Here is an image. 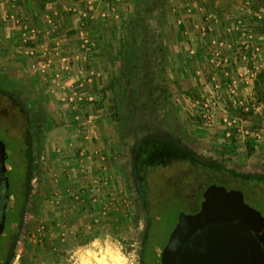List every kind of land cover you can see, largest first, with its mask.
Instances as JSON below:
<instances>
[{
  "label": "rangeland",
  "instance_id": "obj_1",
  "mask_svg": "<svg viewBox=\"0 0 264 264\" xmlns=\"http://www.w3.org/2000/svg\"><path fill=\"white\" fill-rule=\"evenodd\" d=\"M13 1L18 3L17 0ZM144 2L143 16L127 17L123 31L125 42H122L121 51L114 42H109V45L104 43L106 47L103 49L96 47L101 42L83 48L86 53L84 57H88L91 52V55L96 56L104 50L106 56L112 59L102 66L107 77L95 73L94 78L90 77L93 79L91 83L90 78L79 77L80 86L81 83L82 87L86 84L94 85L89 90L91 92L85 93L86 90L77 87V82L73 80L74 89L70 95H58L56 91L49 93L39 87L28 70L19 72L18 66L8 64V55H5L7 50L2 48V42H8L13 33L20 35L25 32L19 28L25 16L17 15L16 11L15 14L6 11V0H0V92L26 116L25 137L28 146L25 160L30 167L21 225L7 242L9 247L7 245L4 264H143L148 216L144 194L134 170L136 143L142 138L165 137L163 134L155 135L157 129L168 134L166 139H172L185 148L198 166L218 171V177L214 176L218 185L216 197L237 200L241 197V190H245L244 202L259 210L254 204L258 203L264 192V157H261L264 151L260 150L258 156L255 152L251 154L249 147L264 145V108L261 107L264 104L258 101V77L245 80L246 84L249 81L251 89L241 98L238 90L232 91L229 84L237 88L243 87V84L239 79H229L224 74L222 76L220 71L225 70L226 66L222 67V55H218L216 47L214 56L218 62L216 67L213 66V71L209 68L210 61L205 60L203 75L188 78L173 75L167 79L163 74L167 67L172 72H177L180 66H188L186 70L190 72L195 70L192 57L198 54L196 49L200 47L197 44L201 42H167L165 45L162 40L166 32L164 22L168 16V13L165 14L166 4L163 9L165 13H151L148 10L156 5L155 0ZM171 13L174 14L173 11ZM173 14L169 16L172 21L168 31L175 37L179 31V27L175 26L179 15L178 12L175 16ZM133 42H136V46ZM140 42L151 43L143 47ZM152 42L162 45L161 49ZM158 49L160 51L157 53ZM206 49L210 51L209 47ZM140 51L147 56L159 55L164 61L169 53L176 59L164 68V62L158 69L156 67L154 70L158 71L152 74L153 81L150 83L154 85L161 77L165 79L166 83H161L168 87L170 105L155 103L147 104L149 108L144 111L136 109L139 92L143 91V88L139 90V84L144 75L138 71L131 76L121 77L120 67L122 61L126 62L125 66L128 60H135L134 56ZM181 59L187 62L181 64ZM96 62V65L91 64L92 68L99 65ZM143 62L140 60V63ZM142 97L146 98V95ZM235 118H238V126L231 128L228 124ZM73 122L77 123L74 125ZM86 125L90 130L88 133L98 137V144L95 143L97 139L92 137V144L96 145L93 155L98 156L95 161L102 162L98 164L100 168L107 169L108 178L117 177L118 181L115 183L117 192L109 197L111 200L107 205L102 204L100 207L86 203L88 198H84L82 191L78 190L82 181L80 173H68L66 180H60L67 172L65 169L73 167V159L85 156L81 154L83 145L80 144V148L74 140L77 134H85ZM246 132L249 134L246 135ZM232 139L237 142V147ZM5 140L10 155L17 154V145L7 138ZM53 151H60L61 156L53 154ZM235 153L236 156L232 157ZM175 167L181 168L180 165ZM171 172L175 173L174 169ZM58 179L59 183L56 181ZM196 182L198 179L194 180L192 191L185 197L188 208L194 212L205 196L201 195L203 187ZM255 182L259 184L254 186ZM110 185L108 182L107 186ZM20 192L23 195L25 190L22 192L20 189ZM58 195L59 203L56 199ZM170 204L177 206L173 201ZM177 211L178 208H169L158 216L162 230L159 240L155 242V251L158 252L164 246L166 237L173 230L178 220ZM51 215H58L59 218L57 228H54L57 233L53 235L52 231H45L48 229L42 231L39 222V219ZM51 226L54 227V224Z\"/></svg>",
  "mask_w": 264,
  "mask_h": 264
},
{
  "label": "crops",
  "instance_id": "obj_2",
  "mask_svg": "<svg viewBox=\"0 0 264 264\" xmlns=\"http://www.w3.org/2000/svg\"><path fill=\"white\" fill-rule=\"evenodd\" d=\"M17 1L16 4L13 0H6L4 6L7 5L6 11L12 14H15L16 11L17 15L25 16V20L21 24L22 27H19L22 32H25L20 35L13 33L8 42H2V48L7 50L5 53L8 55L7 62L12 66H18L19 72H24V69L28 70L39 87L45 88L49 93L56 91L55 93L58 95H70V91L74 89L73 80L77 82V87L86 90L85 93L90 88L92 89L93 84L88 86L86 84L82 87L83 83H81L80 86L79 77L92 78L95 73L107 77V72L102 66L105 63L108 64L112 59L106 56L104 50L99 51L100 53H97L96 56L91 55L93 53L91 52L88 57H84L86 53L83 48H90L96 42H101L96 44V47L103 49L106 47L104 43L109 45V42H114L121 51L122 42H125L123 31L127 17L143 16L145 11L144 0ZM168 2L171 4L170 6H168ZM148 11L151 13L160 12L156 7ZM172 11L174 14L171 13ZM177 12L179 15L178 24L175 26L179 27V31L175 37H172L171 32L168 31L172 21L169 16L172 14L175 16ZM167 13L166 22H164L166 32L162 40L165 45L167 42L207 43L197 44L200 47L196 49L198 54L192 57L194 58V63H192L194 71L186 70L188 66H180L177 72H172L167 67L164 69V76L167 79L173 75L181 78L199 77L204 74L202 66H204L205 60L210 61L209 68L213 71V66L216 67L215 64L218 62L214 56V48L217 47V50L221 51H218V55H222V57L220 56L221 62L224 63L222 67L226 66L225 70H219L222 76L224 74L229 79L241 80L243 87L237 88L232 83L229 86L232 91L238 90L242 95L241 98L248 94L251 88L248 85L249 81L246 84L245 80L256 79L258 73L264 70V0H166L165 14ZM207 46L210 49L209 52H207ZM205 53H207V57H205ZM164 59L165 67L176 61L170 53ZM96 61L101 66L100 68L97 67L99 65L91 67V64L96 65ZM116 61L118 58L115 59ZM186 62L187 60L181 59V64ZM91 78L89 79L90 83L93 82ZM261 107L264 108L263 105ZM73 123L75 125L77 122ZM86 127L85 134H77L74 140L80 148L83 145L81 154L83 153L85 156L73 159L75 161H73V167L65 169L67 172L63 176L57 174L62 176L60 180H66L68 173L74 174L75 171L80 173L82 181L78 190L82 191L84 198H88L86 203L100 207L99 205L102 204L107 205L113 194L117 192L115 183L118 181L117 177L108 178L107 169L100 168L101 166L98 164L102 162L95 161L98 156L93 155L96 145L92 144V137L97 139L95 140L97 144L99 143L98 137L90 135L88 133L89 126L86 125ZM234 146H238L237 142L234 143ZM253 147L258 150H254L258 156H260L258 153L260 150L264 151V145ZM86 151H88L87 154ZM53 154L61 156L60 151H53ZM235 156L236 153L232 157ZM252 156L254 155L250 157ZM60 180L56 181L59 183ZM108 182L111 183L110 186H107ZM81 187L83 188L80 189ZM56 199L59 203L60 195ZM57 216L51 215L39 219L40 229L42 231L48 229L45 231L47 233L52 231L51 235H53L56 232L54 228H57L59 221ZM53 224L54 227L51 226Z\"/></svg>",
  "mask_w": 264,
  "mask_h": 264
},
{
  "label": "trees",
  "instance_id": "obj_3",
  "mask_svg": "<svg viewBox=\"0 0 264 264\" xmlns=\"http://www.w3.org/2000/svg\"><path fill=\"white\" fill-rule=\"evenodd\" d=\"M155 3L156 5H153L151 9L156 7L160 12H163L166 0H155L154 4ZM140 21L141 19L139 22ZM150 43L151 42H140V45L145 47ZM152 43L159 46V49H161L162 45L158 42ZM135 44L136 42H133V45ZM159 49L156 50L157 53L160 51ZM140 52L141 53H137V55L134 56L135 60H128V65L123 66L126 62L122 61L123 63L120 67L121 77H128V75L131 76L138 71L144 75L142 76L143 80H141V83L139 84V90L140 88H143V91L139 92L140 95L136 109H139L138 111H144L147 107L149 108L147 104L155 105V103L170 105V92H168V87L161 83L165 82V79H162L161 77L158 83H155L154 85L150 84L153 81L152 74L158 71L154 69L156 67V69H158L159 66L161 67L162 62H164L163 57L159 55H157L158 57L147 56V54L142 53L143 51ZM120 57L121 55L119 58ZM140 60L144 62L140 63ZM129 65L131 69H129ZM162 67H165L164 63ZM256 91L258 94V101L264 104V72L258 76ZM141 95H146V98H143ZM26 121L27 119L24 112L0 92V140L6 144L7 153L9 155L6 165L9 171L10 183V200L5 210L6 224L0 238V264L5 263L6 253L9 247L7 242L17 233L21 225V213L26 203L25 194L28 190L27 173L28 169H30L25 160V151L28 146L25 137ZM140 122L141 121H139V123ZM154 133L155 135L160 134L159 136H162L163 134L165 137H159L158 139H139L136 143L137 157L134 167V170L137 173L138 185L141 187V191L144 194L145 206L147 208L148 223L150 226L148 228L147 240L153 236L155 228L160 225V219L158 216L167 211V209L171 208L172 210L173 208H178V216L180 214L183 215V213L191 212L187 206L188 201L185 197L187 193L192 191V184L195 179H198V182L196 183L203 187L201 193V195H205L202 200L203 202L212 196L216 197L215 194L218 186L214 179L215 177H218V171L198 166L192 160L191 155L185 150V148L178 145V143L172 139H166L168 134L162 133L159 129L155 130ZM5 138L17 145V154L13 156L10 155ZM234 139H232V141H234ZM235 142L236 141L233 143ZM249 147L251 154L254 153V147ZM177 165H180L181 168L175 167ZM173 169L175 173L171 172ZM167 173L170 176L167 175ZM257 184H259V182H255L253 185L256 186ZM20 189L22 192L25 190L23 195L21 194ZM209 193H212V195H208ZM245 193V190H241V197H239V200H244ZM261 195L263 197L258 203L254 204V206L259 207V210L254 207H251L250 209L255 213V217H257L260 224L264 223V192L261 193ZM172 201L176 202V207H173V205L170 204ZM148 242L149 241H147V243ZM144 256H147L146 251Z\"/></svg>",
  "mask_w": 264,
  "mask_h": 264
},
{
  "label": "water",
  "instance_id": "obj_4",
  "mask_svg": "<svg viewBox=\"0 0 264 264\" xmlns=\"http://www.w3.org/2000/svg\"><path fill=\"white\" fill-rule=\"evenodd\" d=\"M8 157L6 144L0 140V238L10 198ZM210 203L212 200H207L203 207ZM232 204L239 205L234 201L217 202L213 210L220 213L200 216L192 229H185L175 243L170 264H264V242L258 229L250 220L227 215L226 212L235 209ZM252 214L255 216V213ZM183 223V219L179 221L177 231L183 229ZM261 225L264 229V223Z\"/></svg>",
  "mask_w": 264,
  "mask_h": 264
},
{
  "label": "flooded vegetation",
  "instance_id": "obj_5",
  "mask_svg": "<svg viewBox=\"0 0 264 264\" xmlns=\"http://www.w3.org/2000/svg\"><path fill=\"white\" fill-rule=\"evenodd\" d=\"M10 200V198H9ZM207 200H212V203L207 204V207H203L205 206V202H207ZM230 201H234L237 202L239 205L236 204H232L231 207L235 208L233 210V212H226L227 215H233L239 218H243L245 220H250L253 225L256 227V229H258L259 235L261 237V239L264 242V229H262V225L260 224L259 221H257L256 217L252 214L251 212V207L246 204L244 202V200H235V199H220L219 197H210L207 198L204 202H202L198 208L197 211H191L189 213H183V215H179L178 216V220L173 228V230L171 231V233L166 237L165 239V244L164 246L157 251H155V242H157L159 240V233L160 230H162V226L159 225L158 227L155 228L154 234L153 236H151L149 238V240H147V236H146V252H147V256L144 258V262L143 264H170L171 262V258L174 254V250H175V243L177 242L179 236L185 232V229L187 228H193L195 226V222L197 221V218H199L200 216H209V215H214V213H220L213 210L214 205L217 202H222V203H227ZM9 203V201H8ZM7 203V204H8ZM204 204V205H203ZM243 205V206H242ZM244 207H246L244 209ZM245 213H244V210ZM247 211V212H246ZM184 220V223L182 224V228L181 230L177 231V227L179 224L180 220ZM6 224V223H5ZM149 223H148V228H149ZM148 233V231H147ZM147 241H149L147 243Z\"/></svg>",
  "mask_w": 264,
  "mask_h": 264
},
{
  "label": "built area",
  "instance_id": "obj_6",
  "mask_svg": "<svg viewBox=\"0 0 264 264\" xmlns=\"http://www.w3.org/2000/svg\"><path fill=\"white\" fill-rule=\"evenodd\" d=\"M245 109H246V110H249V107H248V106H245ZM237 124H238V118H237V119L235 118L234 120H231L230 123H229L228 125L231 126V128H234V127H237V126H238ZM240 131H242V130H240ZM247 134H249V133L246 132V135H247ZM228 135H229V134H228Z\"/></svg>",
  "mask_w": 264,
  "mask_h": 264
}]
</instances>
